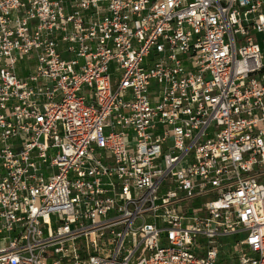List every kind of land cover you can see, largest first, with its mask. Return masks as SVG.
Here are the masks:
<instances>
[{
	"label": "built area",
	"instance_id": "1",
	"mask_svg": "<svg viewBox=\"0 0 264 264\" xmlns=\"http://www.w3.org/2000/svg\"><path fill=\"white\" fill-rule=\"evenodd\" d=\"M261 44L264 0H0V264H264Z\"/></svg>",
	"mask_w": 264,
	"mask_h": 264
},
{
	"label": "rangeland",
	"instance_id": "2",
	"mask_svg": "<svg viewBox=\"0 0 264 264\" xmlns=\"http://www.w3.org/2000/svg\"><path fill=\"white\" fill-rule=\"evenodd\" d=\"M260 37V35H258ZM261 47L264 48V45L261 44ZM240 237V236H238ZM222 260H227V254H223V259Z\"/></svg>",
	"mask_w": 264,
	"mask_h": 264
}]
</instances>
